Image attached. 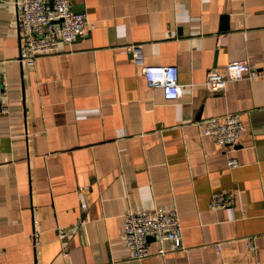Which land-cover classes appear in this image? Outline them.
<instances>
[{"label":"crops","instance_id":"1","mask_svg":"<svg viewBox=\"0 0 264 264\" xmlns=\"http://www.w3.org/2000/svg\"><path fill=\"white\" fill-rule=\"evenodd\" d=\"M13 1L0 0V264H264V0H69L85 35L31 69ZM236 60L248 74L205 91ZM144 65L174 66L180 97L148 86ZM225 113L243 124L233 146L200 135ZM212 194L233 201L211 208ZM146 204L175 206L182 248L159 256L149 237L129 259L122 216Z\"/></svg>","mask_w":264,"mask_h":264},{"label":"built area","instance_id":"2","mask_svg":"<svg viewBox=\"0 0 264 264\" xmlns=\"http://www.w3.org/2000/svg\"><path fill=\"white\" fill-rule=\"evenodd\" d=\"M15 31L19 45L17 61L31 69L35 61L59 52L61 44H69L86 33V17L74 13L69 0H14ZM133 61L139 58L137 50H131ZM249 72L245 61L225 63L221 72L208 71L202 85L205 91L217 93L225 84L243 79ZM140 73L150 87L161 90L165 101H175L180 97L182 85L177 81V70L172 65H144ZM6 113L3 82L0 80V114ZM239 116L233 113L212 115L201 120L200 135L211 138L222 145L233 146L242 131ZM235 165L234 158L227 160ZM233 198L229 194H212L208 199L211 208L226 207ZM180 224L175 206L146 204L135 210L128 209L122 216L121 240L128 258L141 260L149 255L148 239L158 244L156 254L182 248ZM170 241V247L163 242Z\"/></svg>","mask_w":264,"mask_h":264}]
</instances>
